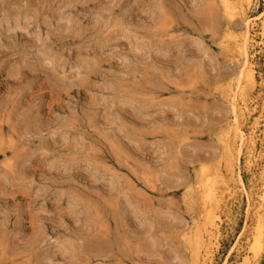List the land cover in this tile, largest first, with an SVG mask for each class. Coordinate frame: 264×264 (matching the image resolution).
<instances>
[{
	"label": "rangeland",
	"instance_id": "374dc122",
	"mask_svg": "<svg viewBox=\"0 0 264 264\" xmlns=\"http://www.w3.org/2000/svg\"><path fill=\"white\" fill-rule=\"evenodd\" d=\"M235 3L249 166L216 138L236 70L220 0H0V264H190L187 227L217 230L199 264H264V0Z\"/></svg>",
	"mask_w": 264,
	"mask_h": 264
},
{
	"label": "bare ground",
	"instance_id": "6f19581e",
	"mask_svg": "<svg viewBox=\"0 0 264 264\" xmlns=\"http://www.w3.org/2000/svg\"><path fill=\"white\" fill-rule=\"evenodd\" d=\"M245 1L246 3H249L251 0ZM220 2L222 5V16L226 20L225 31L228 35L231 36L230 42L225 45L227 51L229 52L227 53V60L229 61V63H233L236 65V70L232 74H230V77L232 76V78H230V88L228 92L223 94L224 101L227 103L230 109V117L227 119L225 124H223V126L219 129L218 133L216 134V138L224 151L225 159H229L232 155H235V158L237 160L239 155L243 152L244 154H246L245 162L249 166V164H251L250 156L252 157V151L258 139L256 134L258 121H254L247 131L243 130L242 123L246 119V114L249 112V108L248 103L245 101V98H243L241 94L240 88L241 82L244 78L252 82L255 78L253 64L248 57L249 46L253 38L250 31L252 25L248 19L246 10L240 9L241 6L238 7V4L235 3V0H220ZM239 13H242L243 20L246 23V28L243 31L237 32L235 29H233L229 22L231 21L233 16ZM229 163L231 165V160L229 161ZM206 167L209 166L204 165L202 168ZM229 172L234 176L236 175V180L239 184L242 185L243 189L245 185L240 173L236 172L235 169L232 167H230ZM251 177L252 182L254 183L253 185H256L257 182L264 185V164H261L257 172H253ZM200 178L202 179V181L208 179L207 173L203 172ZM227 186L228 184L225 186V189L227 188ZM205 190L206 194L211 195V198L213 199L209 209V215L210 224L215 226L216 220L219 219L218 209L219 205L221 204L222 198L216 192L210 189ZM257 222L258 234H254V239L259 247L263 238L262 235L264 228V220L259 218ZM216 231L212 233H206L205 231L192 233L191 228L187 227L185 233L183 234V237L188 241V243L190 244L189 246L191 247L190 264L200 263V260H202L203 255L202 252L203 250H205L206 247V240L211 239V237L215 236Z\"/></svg>",
	"mask_w": 264,
	"mask_h": 264
}]
</instances>
